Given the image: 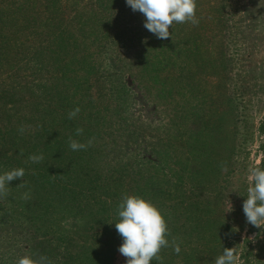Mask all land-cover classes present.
I'll return each instance as SVG.
<instances>
[{
	"label": "rangeland",
	"instance_id": "1",
	"mask_svg": "<svg viewBox=\"0 0 264 264\" xmlns=\"http://www.w3.org/2000/svg\"><path fill=\"white\" fill-rule=\"evenodd\" d=\"M109 1L0 0V29L5 31L0 32V174L11 168L10 165L9 169L1 167L4 157L11 159L18 146L23 144L27 147L33 141L27 139L28 135L34 138L44 128L43 121L24 122L25 111L28 109L32 114L37 108L32 105L42 102L48 106V112L42 114L49 117V107L60 98V79L64 75L63 80L67 81L64 85L69 90L63 91L62 98L77 96L76 100L84 104L87 112L82 109L80 115L74 118H69L70 112H65V116L58 118L62 119L61 123L75 121L69 130L60 128L57 122L60 125L59 141L64 136L63 142L69 147L71 140L78 139L76 129H81L82 117L92 123L95 120L93 115L97 112V116L102 118L98 123L103 127L96 128L99 136L80 141L88 145L86 149H69L76 153L71 157L79 156L73 160L78 161L80 169L84 167L87 172H97V175L106 177L129 162L141 160L143 174L147 176L148 172H159V183L166 189L165 195L149 200L158 209L161 208V213L165 208L172 210L173 205L175 220L179 225L185 224L190 217L203 218L204 222H198L200 227L211 229L210 239L202 235L199 236L202 239L195 240V236L190 238L188 234L191 224L186 222L187 225L179 226L176 223L174 229H180L179 235L169 242L179 244L181 252L175 256L171 246L164 248L160 252L162 259L155 261V264L163 261V264H214L224 248L234 249L236 264H264V224L258 228L247 223L242 207L249 187L247 169L254 165L264 166V0H196L198 24L185 22L170 26L169 37L161 39V42L171 40L181 58L178 60L173 56L167 64L171 67L164 70L160 79H164L165 93H175L174 89L170 90L174 87L179 88L178 91L180 88L185 91L191 89L188 92L191 95L184 96V92H180L182 97L165 98L160 101L159 107L152 102L151 91L155 87L147 78L139 84L143 73L136 67L145 59V54L137 55L140 51L137 50L139 40L146 36L139 33L145 31L144 34L148 32L152 39L157 37L145 29L144 15L139 11L134 12L125 0H113L114 4ZM105 2L109 3L108 9L98 14L101 20L96 21L95 28L109 32L115 30L117 24L124 35L107 49L88 43L77 49L74 43H82L85 37L79 30L78 15L84 7L86 15L83 16L95 19L97 14H92V11H96V4ZM9 22L10 26L13 22L11 29ZM60 31H66L63 32L66 37L63 38ZM54 36L56 39L48 49L33 55ZM7 46L10 51L4 55L2 49ZM165 50L167 48L164 47ZM183 55L188 56V62L186 57L182 58ZM147 56L154 58V52ZM165 57L163 55V62ZM181 69L190 73L184 71L182 77L178 74ZM119 79L125 84L129 96V110L133 109V115L128 113L127 119L135 121L140 118L139 124L148 127L147 130L137 129L138 134H131L129 139L120 138L119 126L112 128L115 117L112 116L114 108L108 92L112 85H118L116 81ZM25 81L28 83L25 84ZM143 87L152 90L146 94L141 90ZM25 88H29V95L25 93ZM82 89L91 91L93 108L78 92ZM12 92L15 94L12 95ZM14 97L15 103H3L9 99L12 101ZM118 102L115 101V104ZM168 102L173 103L171 109L167 107L168 110H162L161 103ZM185 107L195 110L196 117L189 118L190 111L184 112ZM39 110L42 109L34 114ZM55 113L58 115V112ZM51 118L55 119L53 116ZM191 118L195 124L188 128ZM13 128L16 130V144L12 142ZM21 128L23 131H20ZM187 132L188 136L195 135L200 141L208 138L198 161H187L188 152L194 153L195 146L202 147L201 143L195 145L193 142L191 149V143H185ZM167 137L173 139L172 151ZM14 159L24 164L18 155ZM199 162H204V167H207L203 176L207 182L201 181L202 186L193 187L187 175H182L181 169L185 168L189 175V167L194 163L199 165ZM128 166L132 167V164ZM39 167L46 169L50 164L42 160ZM162 167L164 170L160 172ZM120 189V200L124 195H135L136 188L131 184L130 176L124 177ZM8 190L6 188V194L0 197V262H17L19 257L31 256L29 246L34 242L31 237L36 226H44V232H52L49 235L54 239L63 240L57 242L68 248L69 252H73V249L78 251L77 257L91 246L101 255L115 247L109 244L107 238L110 234H119L110 219L102 220V216L111 212L95 210L98 206L95 198L98 196L91 198L88 195L73 201L68 196L54 199L51 203L49 201L51 208L45 216L41 213L42 204L37 201L43 197H34L36 193L28 192L29 198L24 199L27 189L22 186L18 195L10 199ZM79 201L80 205L74 204ZM64 204L66 209L63 208ZM90 209L93 210L89 212ZM192 248L197 252L190 261ZM169 250L172 261L164 253ZM126 261L127 258L115 248V259L110 264H126Z\"/></svg>",
	"mask_w": 264,
	"mask_h": 264
},
{
	"label": "trees",
	"instance_id": "2",
	"mask_svg": "<svg viewBox=\"0 0 264 264\" xmlns=\"http://www.w3.org/2000/svg\"><path fill=\"white\" fill-rule=\"evenodd\" d=\"M109 1V0H108ZM100 2V1H99ZM111 3L114 4V1L111 0L109 1ZM97 5V6H96ZM96 11L93 10L92 14H97V17L94 19L92 17H86L83 15H86L84 12V7L83 10L81 11V13L78 15V17H80L79 21L80 22V28L79 30L82 31V33L85 35V37H83L82 39V43H74L75 47L81 48L86 46V43H88V45H100L102 48H106L109 45L114 46L117 41L121 40L122 36L124 35L123 32H121L120 27L118 28V25L116 24V29L115 30H111V31H102L101 29H96L95 25H96V21L97 20H101V16L98 15L101 12H106L108 9V5L109 3L105 2L103 4H96ZM110 7V6H109ZM108 13V12H107ZM114 17V16H113ZM145 18V17H144ZM111 23H114L113 18L111 17ZM93 22V23H92ZM104 22L107 24V20H104ZM115 26V25H114ZM110 27H112L110 25ZM13 28V22H12V26H10V22H9V29ZM0 32H5L4 29H0ZM61 35L64 37L63 32L66 31H60ZM142 32V31H141ZM139 33L142 35H146L143 36V38L138 37V40L141 41L139 42L140 44L137 45V50H140L139 53L137 52V55H148L150 52H154V58L149 59L148 56L144 58L143 61H140L139 64L136 66L138 69H140V72L143 73L141 76V79L139 84L141 85V80L142 79H148L151 81L153 87V90L150 89V87H143L141 90L142 92H146V94H148V92L152 93V102L155 104V107H159L160 105V101L161 100H165L166 99H175L177 96L179 97L182 94L179 95L180 92H184V96L186 94H188L189 96L191 95V93L189 94L188 92H191V89L189 90H184L180 88H174L172 87L170 90L175 91V93L171 92V91H167V93H165L164 90V79H160V75L164 72V70L167 67H171V65H167L169 62V60H171V58L173 59L174 57H178V60L181 58V55H179V52H175V44L172 43L171 40H168V43H162L161 39H152L148 32L147 34L145 31L143 33ZM172 37V36H171ZM52 40L45 43L44 47L41 48L39 51H36L33 53V55H36L37 53L42 52L41 50L44 49V51L46 49H48V46L51 45L50 43L56 39V37L54 36L53 38H51ZM115 43V44H114ZM138 44V43H137ZM154 44H157V46H155ZM81 45V46H80ZM167 48V50L163 51V49ZM10 51V47H3L2 52L5 55L6 52ZM1 52V53H2ZM159 52V55H158ZM175 54V55H174ZM163 55L167 56L165 57L166 59L163 62ZM187 56V55H186ZM185 55L182 56V58L186 57ZM188 57V56H187ZM186 57V58H187ZM157 58V59H156ZM26 61H28V59H25ZM155 62H152L154 61ZM156 60H158L156 62ZM176 60V58H175ZM1 62V61H0ZM187 62H188V58H187ZM1 66V65H0ZM59 66V65H58ZM135 67V68H136ZM176 70H178L176 68ZM183 70V71H182ZM186 71V73H190L189 70H184L181 69V71H179V75L183 77V72ZM140 78V77H139ZM64 79V75L62 77V79H60V82L62 83V86L59 89V93L61 92L60 90H62L61 94H60V98H58V100H56L57 102L52 104V107H49V117H45L44 114H42V112H48V106L45 103H34L32 105L33 106H37V108L32 111V114H30V112L28 111V109L25 111L26 113V117L24 122L26 123H30L32 121L37 122V121H43L44 123V128L42 130V132L37 135L31 137V136H27V139H31L34 141H30L29 145L27 147H25V145H21L20 147L17 145H15V148L17 147L18 149H16L15 151V157L16 155H18L20 157V159L23 160V165L19 164V161H17L16 159H14V156L11 159H6V157H4V161L6 163H4V161L1 163L2 166L1 167H8V165L11 166V168L9 169V171L11 169L15 168H23L25 170L26 175L19 180L13 181V183H10V186H7L6 188H9V194H7V196L12 199L15 196L18 195V190L20 187H26L27 192H31V193H36L34 195V197H43V199H40V197L37 199L38 203H41V213L44 214L45 216L47 215V211L49 210V208H51V204H49L54 200V199H62L65 196H68V198L70 199V201H73V199H83L88 197V195L92 198V196H98L95 198V200L97 199V205L95 207V210L97 211H106L109 210L111 213L108 215H104L102 216V220H111V224L112 223H116L118 221V215H117V208L119 203L121 202V200L119 199L120 197V191H121V185H123L124 183V177L125 176H130V180H131V184L135 186V195L134 196H140L143 197L147 200H154V199H158L160 196L165 195L166 193V189L164 190V187H161V184L159 183V172H154L152 174H149V172L147 173V176L143 174L144 171H141V160L138 161H134L133 162H129L130 164H132V167L128 166L129 163L123 165V167H120L118 169H115L112 171L111 175H107L106 177H104L103 175H97V172H87L86 170H84V167L79 166L78 161L73 160L74 158H78L77 155L74 157H71L72 154H76L74 152L69 151L70 147H68L67 143L63 142L64 140V136H61V138H63V140L61 139V141H59L58 137L60 135L58 130L59 126L60 128H64L69 130V126H74V122L75 121H71L69 120V124L67 123H61L60 121H62V119H58L59 117H63V115L65 116V112H72L75 108L79 107L80 111L83 112H87V108H85L84 104L81 105L79 102V99L76 100L75 97L77 96H72L70 99H67V97H65L64 99L62 98V93L63 91L66 92L67 90H69L68 87H65L64 84H66V80ZM63 80V81H62ZM179 81H181L180 79H178ZM178 80H176V85L179 86V82ZM28 82L25 81V84H27ZM30 83V82H29ZM118 83V85H116L115 87L110 88L109 90V97L112 98V106H113V110L112 112L114 114H112L113 117H115L114 122L112 125V128L117 125L118 127V131L121 135L120 138H124V137H129L131 136V134H138L137 133V129H144L147 130L148 127L146 126H142L139 124V120L140 118H138L137 120L134 121L127 119L128 117V113H132L133 109L129 110L131 108V103L130 100L128 101V94L127 91L125 89V84L122 83V81L119 79L118 81H116V84ZM44 88V87H43ZM77 89V87L75 88ZM26 90H28L26 92ZM79 93H81L82 97H84V99H86V101H88L91 104V107L93 108V99H92V95H91V91L89 89H82L81 92L78 91ZM77 92V93H78ZM25 93L27 95H29V88H25ZM15 93L12 92V95H14ZM145 94V95H146ZM123 99V100H122ZM15 97L12 98V101L6 100L3 101L4 104H10V103H15L14 102ZM120 100V101H119ZM115 101H119L118 103L115 104ZM174 100H172L171 102H173ZM45 104V106H44ZM73 104V105H71ZM16 105V104H14ZM162 106V110H168L167 107H169L171 109V106L173 105V103L171 104L170 102H168L167 104L165 103H161ZM166 106V107H165ZM90 107V108H91ZM164 107V109H163ZM51 108V109H50ZM38 109H42L39 110L37 112V114L35 115L34 113H36V111ZM156 109V108H155ZM186 110H189V118L191 117H196V112L191 111V109H184V112ZM79 111V112H80ZM13 112V110H11V113ZM58 112V115L57 113ZM60 113V116H59ZM164 113V111H163ZM92 114V113H91ZM97 112L94 113V117L95 120L94 122L90 123V121H86V118L82 117L80 124L82 125L81 129H83V133L81 135H79L78 139L76 141L80 142L83 141L85 138H93V137H98V130L96 128L100 127V129L103 127V125H100L98 123V120L102 119L100 117L97 116ZM78 115H80L78 113ZM133 115V113H132ZM53 116L55 119H52L51 117ZM60 125H58V123ZM71 124V125H70ZM123 124V127H122ZM188 128H191L194 124H195V120L191 118V123H188ZM124 126H128V127H124ZM131 127V129H130ZM63 130V129H62ZM189 131V130H188ZM15 132L16 130L13 128L11 135L14 137L12 138V142L15 143L14 139H15ZM96 132V133H94ZM139 132V131H138ZM190 132V131H189ZM170 131L167 130V134H169ZM71 134V133H70ZM187 134H189L188 132L185 135V143L187 141V144L192 145V143L194 142L195 145L201 143L202 147H198L195 146L194 144L192 145L191 149L194 147L196 150H194L193 152H188L189 158H191L189 160V158H187V161H198V158L200 156L199 153H201L204 149L205 145V141L208 138H205V140L200 141L198 140L197 136L195 135H190L188 136ZM141 135V133H140ZM205 135V134H204ZM167 136V135H166ZM172 137V136H171ZM168 138L167 137V143L170 146L169 148H174L173 146V139L172 138ZM192 137L197 138V139H192ZM41 140V141H40ZM66 140V138H65ZM68 140V139H67ZM127 142V139L123 142V144L125 145ZM16 144V143H15ZM63 144L65 147H63ZM22 148V149H21ZM152 148V147H151ZM153 150V149H150ZM197 153V154H196ZM79 155V153H77ZM32 155H42L43 156V160L50 164V167H47L46 169L43 168L41 169L39 167V163H33L29 157ZM205 155H202L201 157H204ZM203 159V158H201ZM8 160V161H7ZM52 160V161H50ZM162 160V159H160ZM29 161V162H28ZM159 161V159H158ZM32 164H31V163ZM28 164V165H27ZM165 164V162H164ZM167 166V163L165 164ZM13 167V168H12ZM185 167H189V166H185ZM7 168H5L7 170ZM166 168V167H165ZM190 172L189 175L185 172V168H182V175H187L188 180L190 179L189 183H191V185L193 187H199L202 186L201 181H206L207 179H203L204 176V170L207 167H204V162H199V165L197 164H192V166H190ZM184 169V170H183ZM164 168L162 167V169L160 170V172H163ZM117 174V176H116ZM81 175V176H80ZM80 176V177H79ZM151 176V177H150ZM157 178V179H155ZM40 180V181H39ZM207 182V181H206ZM26 183V184H25ZM169 194H167L168 196ZM24 196V195H23ZM67 202L69 203V201L67 200ZM37 203V204H38ZM49 204V205H48ZM74 204H79L80 205V201L76 202ZM73 204V207H74ZM50 206V207H49ZM66 205H63V208L66 209ZM93 209H90L89 212H91ZM161 211V208L159 209ZM42 214H39V216L43 217ZM162 215L164 216L168 229H169V233L170 235L167 237L168 240H170L172 237L173 239H175L177 237V235H179V231L180 229H174V226L176 225V223L179 225V222L175 220V214L173 213V205H172V210L170 209H162ZM109 216V217H108ZM186 219V218H185ZM184 219V220H185ZM203 221L204 219L202 218H196L194 219L193 217H190L189 219L185 220V224L184 222L182 223V225L179 226H185L187 224H191V226H189V231L188 234H190V238H194L195 236V240H200L202 239V235H204L203 237L205 238V235L210 239V235L209 232H211V229H202L199 225L198 222ZM187 222V224H186ZM93 223H95V221H93ZM96 224V223H95ZM44 228V226H36V231H34V234L31 237V241L34 240V242L29 246L30 248V252L32 253L31 257L35 260H39V258L41 256H45L48 259V264H71L72 259L73 258V262L72 264H110L111 262H113V260L115 259V248L118 249L121 246L122 243V238L120 235L116 236L110 234L109 237L107 238V241L112 244L115 245L112 246L110 249H108V253L107 254H103L101 255L100 253H97L96 249L94 247H89L86 251H84L83 253L81 252V254L77 257L76 254H78V251L73 249V252H69L68 248L64 247L62 244H59L57 241H63L60 240L58 238L54 239L51 235L52 234L47 232H44L42 229ZM227 228V227H226ZM191 229V230H190ZM192 233L194 234L192 236ZM226 233V232H225ZM201 236V237H199ZM35 243V244H34ZM170 247H168L169 249ZM174 251V250H173ZM162 252V251H161ZM195 252H197L196 249L192 248L191 249V254H190V261L191 258H194V254ZM165 256L167 257V259L172 261V255L170 254V250L169 252L164 251ZM175 256L177 254L173 253ZM70 257V259H69ZM156 260H153L151 262V264H155ZM190 261H186V262H190ZM81 262V263H80ZM164 262V261H163ZM160 263V264H163ZM171 262L167 263L170 264ZM0 264H17V262L12 261V262H0ZM188 264H192V262L188 263Z\"/></svg>",
	"mask_w": 264,
	"mask_h": 264
},
{
	"label": "clouds",
	"instance_id": "3",
	"mask_svg": "<svg viewBox=\"0 0 264 264\" xmlns=\"http://www.w3.org/2000/svg\"><path fill=\"white\" fill-rule=\"evenodd\" d=\"M126 4L144 15V27L158 39L169 37V28L174 23L191 22L198 24L196 17V0H125ZM79 107L69 113L74 118L79 113ZM20 131H23L21 128ZM83 129H76V135H81ZM90 143V142H89ZM88 145L71 140L69 147L73 151L86 149ZM33 163L43 160L42 155H32ZM25 175L23 168H14L0 174V197L6 194L10 183L22 179ZM247 197L243 203V213L247 223L260 227L264 224V166H250L247 169ZM25 193L24 199H28ZM118 221L115 229L122 238L118 248L119 253L127 258L126 264H151L153 260L160 261V252L172 247L176 254L181 252L179 244H170L169 229L161 211L151 201L140 196L124 195L117 208ZM237 257L234 249L224 248L222 254L215 258L214 264H236ZM17 264H48V259L41 256L34 260L31 256H22Z\"/></svg>",
	"mask_w": 264,
	"mask_h": 264
}]
</instances>
